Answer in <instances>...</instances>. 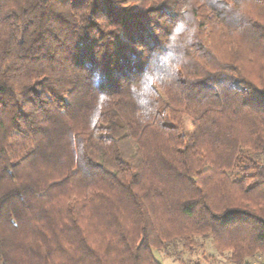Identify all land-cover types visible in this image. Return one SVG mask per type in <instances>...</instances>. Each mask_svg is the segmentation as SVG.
Listing matches in <instances>:
<instances>
[{
	"label": "trees",
	"instance_id": "trees-1",
	"mask_svg": "<svg viewBox=\"0 0 264 264\" xmlns=\"http://www.w3.org/2000/svg\"><path fill=\"white\" fill-rule=\"evenodd\" d=\"M182 13L175 78L141 82ZM208 239L264 260V0H0V264H162Z\"/></svg>",
	"mask_w": 264,
	"mask_h": 264
},
{
	"label": "clouds",
	"instance_id": "clouds-1",
	"mask_svg": "<svg viewBox=\"0 0 264 264\" xmlns=\"http://www.w3.org/2000/svg\"><path fill=\"white\" fill-rule=\"evenodd\" d=\"M184 20L178 22L177 26L173 29L172 34L169 36L170 46L168 51L162 57L164 68L159 72H145L141 78V82L147 81L149 86L152 84L151 81H160L161 83H167L173 80L178 72L181 64L183 63L182 53L174 52L172 49L177 47H186L192 42L195 34V27H189L188 16L185 13ZM177 29H181L177 31ZM154 56L158 53H153ZM151 63V61H150ZM98 81V78H97ZM154 93H147L148 97L151 98ZM152 112L145 110L142 112L144 118H149Z\"/></svg>",
	"mask_w": 264,
	"mask_h": 264
},
{
	"label": "rangeland",
	"instance_id": "rangeland-1",
	"mask_svg": "<svg viewBox=\"0 0 264 264\" xmlns=\"http://www.w3.org/2000/svg\"><path fill=\"white\" fill-rule=\"evenodd\" d=\"M182 130L187 133L193 131L190 117H184ZM204 249L191 253L185 250L182 244H179L177 247L170 246L165 249L154 250V253L157 260L162 264H194L197 260H200L202 264H231L228 262L227 254L225 256L219 254L210 239L206 241ZM262 257L264 258V255Z\"/></svg>",
	"mask_w": 264,
	"mask_h": 264
},
{
	"label": "built area",
	"instance_id": "built-area-1",
	"mask_svg": "<svg viewBox=\"0 0 264 264\" xmlns=\"http://www.w3.org/2000/svg\"><path fill=\"white\" fill-rule=\"evenodd\" d=\"M254 264H264V260L258 259L254 262Z\"/></svg>",
	"mask_w": 264,
	"mask_h": 264
},
{
	"label": "snow or ice",
	"instance_id": "snow-or-ice-1",
	"mask_svg": "<svg viewBox=\"0 0 264 264\" xmlns=\"http://www.w3.org/2000/svg\"><path fill=\"white\" fill-rule=\"evenodd\" d=\"M181 29H177V31H180Z\"/></svg>",
	"mask_w": 264,
	"mask_h": 264
}]
</instances>
